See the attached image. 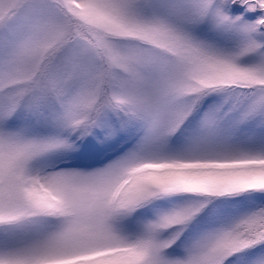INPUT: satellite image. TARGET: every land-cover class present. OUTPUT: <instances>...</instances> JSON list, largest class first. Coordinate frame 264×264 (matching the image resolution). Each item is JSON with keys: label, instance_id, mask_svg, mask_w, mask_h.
I'll return each instance as SVG.
<instances>
[{"label": "snow or ice", "instance_id": "6c2138e0", "mask_svg": "<svg viewBox=\"0 0 264 264\" xmlns=\"http://www.w3.org/2000/svg\"><path fill=\"white\" fill-rule=\"evenodd\" d=\"M0 264H264V0H0Z\"/></svg>", "mask_w": 264, "mask_h": 264}]
</instances>
